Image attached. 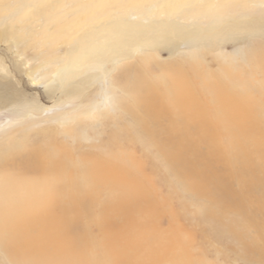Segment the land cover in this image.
<instances>
[{"label": "rangeland", "instance_id": "rangeland-1", "mask_svg": "<svg viewBox=\"0 0 264 264\" xmlns=\"http://www.w3.org/2000/svg\"><path fill=\"white\" fill-rule=\"evenodd\" d=\"M17 1L0 0V3L13 5ZM24 3L17 7L14 4V8L0 13V18L10 17L8 23L16 25L15 33L0 37L3 41L0 42V98L6 100H0V133L8 130L19 138L38 131L52 132L79 162L76 179L80 186L98 183L103 188H116L118 194L88 189L74 194V203L84 204L86 200V204L94 206L92 214L84 213L83 221L88 222L92 238L88 245L97 246L95 256H104L110 264H115L112 247L105 240L106 233L90 221L97 222L101 208H110L112 220L124 224L121 210L132 201L129 190L137 184L142 199L138 206L130 207V232L142 236L149 246L155 239L161 240L166 253L163 264H244L224 240L215 238L208 223L194 216L197 206L190 200L186 205L185 189L171 183L154 143L136 141L142 139L139 126L134 124L130 112L116 103L124 102L135 111L141 125L157 127L135 107L117 77L123 69L136 78L145 77L151 85L164 90L163 96L167 97L163 102L169 104L172 99L168 97L178 95L170 72H181L194 92L197 87H203L205 94L195 92L192 99L199 103L204 118L220 137L229 128V117L235 118L232 107L221 106L213 96L224 89L236 90L238 102L254 114L252 117L256 115L252 118L259 121L256 128L264 131V0H80L78 4L72 0H27ZM42 10L48 14L43 18L35 15ZM108 17L114 21L134 17L125 22L151 28L150 35L156 34L155 28L159 27L161 33L168 34L166 41L154 48L134 47L126 58L120 57L118 68L103 59V73L97 76L98 70H89V60L81 56L84 50L81 39L84 31L92 29V25L104 24ZM95 41L103 42L101 37ZM23 63L33 72L31 78L23 74ZM102 93L108 97L104 106L100 103ZM171 113L179 121L177 110L173 108ZM245 118L236 120L244 121L246 127L248 122H254L250 115ZM160 120L162 127H168V120ZM185 121L188 128L196 123L192 117ZM258 134L244 133L245 137H259ZM189 135L199 136L193 132ZM163 136L160 133L157 137ZM104 167L124 169L126 174L124 178L108 174L104 180H96L94 176ZM184 183L188 186L190 182ZM199 201L203 203L205 199ZM92 215L96 219L89 221ZM5 258L0 250V264H14Z\"/></svg>", "mask_w": 264, "mask_h": 264}, {"label": "bare ground", "instance_id": "bare-ground-1", "mask_svg": "<svg viewBox=\"0 0 264 264\" xmlns=\"http://www.w3.org/2000/svg\"><path fill=\"white\" fill-rule=\"evenodd\" d=\"M26 1L18 0L16 4L14 2L15 6L0 3V13L12 6H22ZM79 1L72 0L73 4ZM47 12L37 11L35 15L43 18ZM110 17L103 21L104 24L92 25V29L84 31L81 39L84 41L81 56L89 60V70H98L97 76L105 61L118 68L120 57L126 58L134 47L154 48L166 41L164 38L168 34L161 33L159 27L155 28L156 34L150 35L151 28L125 22L134 17L116 18V21ZM9 19L0 18V37L16 32V25L8 23ZM98 37L103 40L101 44L95 41ZM22 67L25 77L31 78L33 72L26 63ZM170 73L178 91L177 96L169 95L168 100L172 99L170 105L163 102L167 97L163 96L164 90L151 85L145 77L136 78L125 69L117 77L122 82L123 92L157 128L141 125L136 112L124 102L116 105L129 111L134 124L139 126L142 139L136 141L154 143L171 183L185 189L186 205L193 202L197 206L194 216L208 223L215 238L224 240L244 264H264V131L256 128L259 121L252 119L256 115L252 117L254 114L247 112L238 102L237 91L224 89L213 97L221 106L232 107L235 120L227 118L228 130L223 131L224 137L217 136L211 123L204 118L199 103L192 99L195 92L203 95V87H197L194 92L181 72ZM107 98L102 93L100 103L103 106ZM0 100L6 101L5 98ZM173 108L177 110L179 121L171 117ZM249 115L254 122L247 121V127L244 121L243 124L236 120L245 116L249 118ZM190 117L196 119L192 128L186 127L188 121L185 119ZM160 119L168 120V127H162ZM7 131L0 133V250L4 256L14 264H110L104 256H95V243L88 245L92 238L83 215L86 212L92 214L94 206L88 203L86 206L85 197L84 204L74 203V194L85 189L116 194V188L108 186L104 189L98 183L80 186L76 179L79 162L52 132L38 131L16 138L14 133ZM190 132L199 136L191 137ZM245 132L250 135L259 133V137H245ZM160 133L164 135L162 138L157 137ZM51 145L54 149L49 148ZM108 174L124 178L126 172L104 167L94 177L104 180ZM185 180L190 182L188 186ZM129 191L131 205H124L120 214L124 224L118 225L112 220L113 210L110 208H101L98 219L92 215L89 221L96 219L97 222L91 220L90 224L106 233L105 240L112 247L115 264H163L166 253L161 240L155 239L149 246L142 236L136 237L130 232V207L141 203L142 193L137 184H133ZM202 198L205 199L203 203L199 201Z\"/></svg>", "mask_w": 264, "mask_h": 264}]
</instances>
